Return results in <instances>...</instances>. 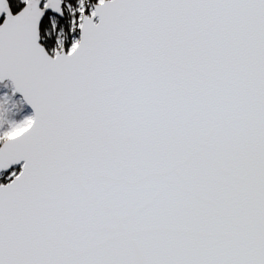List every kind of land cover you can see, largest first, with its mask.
<instances>
[{
  "label": "water",
  "instance_id": "95a60500",
  "mask_svg": "<svg viewBox=\"0 0 264 264\" xmlns=\"http://www.w3.org/2000/svg\"><path fill=\"white\" fill-rule=\"evenodd\" d=\"M0 0V264H264V0Z\"/></svg>",
  "mask_w": 264,
  "mask_h": 264
},
{
  "label": "rangeland",
  "instance_id": "374dc122",
  "mask_svg": "<svg viewBox=\"0 0 264 264\" xmlns=\"http://www.w3.org/2000/svg\"><path fill=\"white\" fill-rule=\"evenodd\" d=\"M99 1L102 0H98L97 2ZM62 2L63 10L67 15L71 16L70 31L74 27L79 28L84 14H91L93 12L92 4L89 0H62ZM77 39L78 36L72 38L73 43L70 49L74 47ZM57 42L61 45L62 36H58ZM31 121L32 113L30 109L21 97L14 92L11 83L8 81L0 82V143L6 138L20 133ZM19 169V167H14L9 172L1 173L0 182L16 175Z\"/></svg>",
  "mask_w": 264,
  "mask_h": 264
},
{
  "label": "trees",
  "instance_id": "16d2710c",
  "mask_svg": "<svg viewBox=\"0 0 264 264\" xmlns=\"http://www.w3.org/2000/svg\"><path fill=\"white\" fill-rule=\"evenodd\" d=\"M8 1L13 12H16L18 9H20L24 3L23 0ZM89 1L91 2V4H93L98 0ZM70 19L71 16L67 15L65 11L64 16L62 18L52 16L49 13L44 16L40 24V37L42 44L50 53H53L55 49L60 47L69 50L73 43L72 38L78 36L79 28L74 27L72 31H70ZM58 34L62 36L61 45L57 42L59 36ZM1 181L6 182L7 180Z\"/></svg>",
  "mask_w": 264,
  "mask_h": 264
}]
</instances>
